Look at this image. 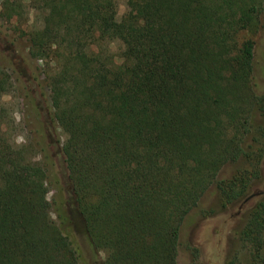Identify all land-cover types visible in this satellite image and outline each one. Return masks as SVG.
<instances>
[{"label":"trees","instance_id":"obj_1","mask_svg":"<svg viewBox=\"0 0 264 264\" xmlns=\"http://www.w3.org/2000/svg\"><path fill=\"white\" fill-rule=\"evenodd\" d=\"M118 1L0 0L5 22L26 6L42 14L26 34L35 51L62 28L47 82L69 180L57 222L0 104V264H84L63 229L78 224L94 264H177L182 222L205 191L215 184L226 208L261 178L264 93L245 34L261 29L264 0H122L136 11L120 20ZM12 85L0 64V99ZM229 163L235 174L218 180ZM250 208L240 239L261 260L264 198Z\"/></svg>","mask_w":264,"mask_h":264},{"label":"rangeland","instance_id":"obj_2","mask_svg":"<svg viewBox=\"0 0 264 264\" xmlns=\"http://www.w3.org/2000/svg\"><path fill=\"white\" fill-rule=\"evenodd\" d=\"M135 11L134 8L130 9L127 2L118 1V20ZM41 28L42 14L29 6L23 8L20 22L16 19L10 22L0 19V64L13 84L11 91L0 99V104L5 109L4 122L9 124L7 138L27 152L25 157L35 168L29 172V176L45 183L48 181L49 192L43 205L51 208V216L58 222L54 209L60 199L68 198L69 180L61 150L64 135L54 119L47 79L59 69L55 51L61 52L65 42L62 28L57 27L45 34L43 39L48 44V51H35L26 34ZM245 37L255 44L253 86L262 94L264 21L257 33H248ZM110 48L115 54L121 49L118 42H114ZM237 168L238 164H226L219 171L217 179H229ZM260 174L261 178L253 182L250 193L261 194L249 200L248 207H245L247 203L244 204V200L222 207L215 184L205 191L197 206L182 222L177 264H264V247L261 260H257L250 246L240 239V232L249 218L250 207L264 198V160ZM78 226L63 227L64 233L77 242L82 263L94 264L90 246L80 224ZM100 259H104V254H100Z\"/></svg>","mask_w":264,"mask_h":264},{"label":"water","instance_id":"obj_3","mask_svg":"<svg viewBox=\"0 0 264 264\" xmlns=\"http://www.w3.org/2000/svg\"><path fill=\"white\" fill-rule=\"evenodd\" d=\"M261 194V192H255V193H253L252 195H250V196H248L245 200H244V204L245 203H247L249 200H251L252 198H254V197H256V196H258V195H260Z\"/></svg>","mask_w":264,"mask_h":264},{"label":"flooded vegetation","instance_id":"obj_4","mask_svg":"<svg viewBox=\"0 0 264 264\" xmlns=\"http://www.w3.org/2000/svg\"><path fill=\"white\" fill-rule=\"evenodd\" d=\"M248 202H249V201H248ZM248 202H247V203H248Z\"/></svg>","mask_w":264,"mask_h":264}]
</instances>
